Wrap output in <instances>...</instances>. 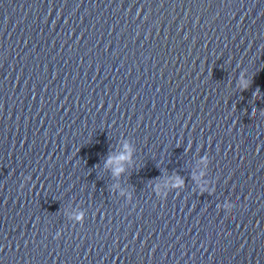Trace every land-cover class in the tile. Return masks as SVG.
Returning a JSON list of instances; mask_svg holds the SVG:
<instances>
[{
  "label": "clouds",
  "instance_id": "9594fccd",
  "mask_svg": "<svg viewBox=\"0 0 264 264\" xmlns=\"http://www.w3.org/2000/svg\"><path fill=\"white\" fill-rule=\"evenodd\" d=\"M243 87H247V84H245V85H243ZM129 157H127V156H125V155H121L120 157H119V159L121 160V161H123V160H127ZM112 162V160H111V158L109 159V161H108V163H111ZM117 172H119V171H122V169H117L116 170Z\"/></svg>",
  "mask_w": 264,
  "mask_h": 264
}]
</instances>
